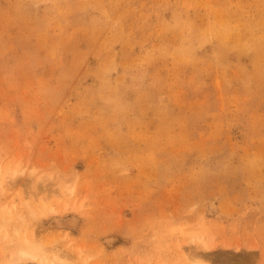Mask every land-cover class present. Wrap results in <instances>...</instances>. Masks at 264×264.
Returning a JSON list of instances; mask_svg holds the SVG:
<instances>
[{
    "label": "rangeland",
    "instance_id": "374dc122",
    "mask_svg": "<svg viewBox=\"0 0 264 264\" xmlns=\"http://www.w3.org/2000/svg\"><path fill=\"white\" fill-rule=\"evenodd\" d=\"M8 211L0 264H264V0H0Z\"/></svg>",
    "mask_w": 264,
    "mask_h": 264
},
{
    "label": "bare ground",
    "instance_id": "6f19581e",
    "mask_svg": "<svg viewBox=\"0 0 264 264\" xmlns=\"http://www.w3.org/2000/svg\"><path fill=\"white\" fill-rule=\"evenodd\" d=\"M209 207L214 209L215 204L213 202H210ZM11 214H12V212L8 211L6 213V215H1L0 221L4 222L6 220H12L13 214L12 215ZM17 232L18 231L15 230L14 237L16 238V241H17L15 243H16V247H17L16 249H17L18 255L10 264H18L25 259L33 260L36 257H39L40 258L39 260L42 261V259H44V255L42 253L40 255L38 253H34V252H37L39 250V248H38L39 246L36 245V243L33 240V237L29 238L28 236L21 235V239H20ZM19 241H20V243H18ZM202 246L203 247H209V242H202ZM43 262H45V261H43ZM50 264H69V262L64 260V259L59 258L57 255H53L52 259L50 260ZM194 264H206V263H204V262L202 263V261H197Z\"/></svg>",
    "mask_w": 264,
    "mask_h": 264
}]
</instances>
